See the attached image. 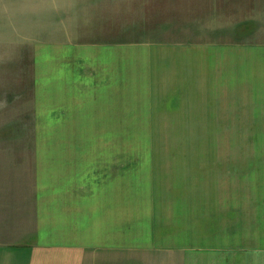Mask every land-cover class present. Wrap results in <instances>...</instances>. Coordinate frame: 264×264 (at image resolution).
<instances>
[{"label":"crops","instance_id":"obj_1","mask_svg":"<svg viewBox=\"0 0 264 264\" xmlns=\"http://www.w3.org/2000/svg\"><path fill=\"white\" fill-rule=\"evenodd\" d=\"M206 3L0 0L2 59L22 64L0 95H21L37 122L66 111L59 126H237L239 88L263 86L264 46L214 37L238 11ZM40 138L0 172L20 176L0 181V264H264V184L239 198L237 155L220 168L204 151L127 157Z\"/></svg>","mask_w":264,"mask_h":264},{"label":"rangeland","instance_id":"obj_2","mask_svg":"<svg viewBox=\"0 0 264 264\" xmlns=\"http://www.w3.org/2000/svg\"><path fill=\"white\" fill-rule=\"evenodd\" d=\"M213 1L214 4L211 6L207 0L205 4L207 13L210 10L220 11L219 14L226 13L231 8L238 11V23L234 30L215 31L214 37L237 41L239 45L264 46V0ZM60 34L61 37H67L70 31L62 30ZM7 44L8 42H2V40L0 42V94L6 93V86H11L15 82L12 78L18 73L20 75L22 70L21 62L11 63L2 59V56L9 53ZM240 75H243L241 77L243 82L249 80V77L244 74ZM260 82H263V86L239 88L237 126L206 127L202 129L204 132L202 137L197 136L196 128L105 127L96 125L104 123L105 120L93 118L90 122L95 125H78L77 123L86 121L77 119L76 123L73 117V126L67 124L59 126L58 122L68 123L60 119L67 115V112L63 110L57 112L55 116L47 112L44 119L38 120L42 126H36L37 120L32 117L31 108L29 109V104L24 103L21 95H0V172H3L5 167H9V170L20 168L23 161H28L20 156L23 152L37 149L35 142L37 135L41 137L39 145L43 150L125 151L126 155L134 152L204 151L207 154V161H215L220 168L224 162L229 161V156L235 154L238 156L236 160L238 161L239 198H243L242 194L247 184L254 186L255 189L264 184V81ZM2 87L4 89H1ZM70 137L73 142L55 143L57 138L70 140ZM197 139L203 141L198 142ZM63 145L64 148H61ZM128 163L127 172L130 170L128 167H131ZM208 171L207 180L210 181ZM6 176L11 180L20 177L7 174L1 176L0 181Z\"/></svg>","mask_w":264,"mask_h":264}]
</instances>
